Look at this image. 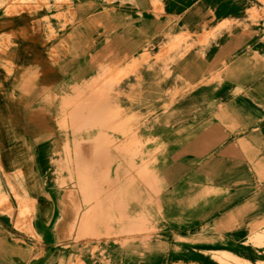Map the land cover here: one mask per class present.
Here are the masks:
<instances>
[{
    "label": "bare ground",
    "instance_id": "bare-ground-1",
    "mask_svg": "<svg viewBox=\"0 0 264 264\" xmlns=\"http://www.w3.org/2000/svg\"><path fill=\"white\" fill-rule=\"evenodd\" d=\"M78 4L55 1L44 5L46 12L52 11L56 16L31 21L29 32H23L18 41L20 45L0 47V63L4 58L15 65L4 70L10 72L13 91H18L17 97L8 96L9 83L0 79V172L8 189L4 191L15 199L16 208L28 190L47 188V196L52 199L55 186L64 183L59 173L68 172L76 177L90 206L77 239L86 240L91 250V264H96L95 253L103 242L120 249L132 241L137 249H142L140 258L148 257L156 262L165 252L170 255L166 258L175 259L182 255V235L178 230L174 231L176 241L171 249L161 250L165 245L159 240L163 219L157 169L179 166L183 133L186 128L191 136L195 131L196 99L207 88V97L202 101L211 104L213 88L208 86L221 77L220 72L208 73L203 69L218 63L216 54L228 56L237 49L232 44L234 28L208 30L196 48L195 19L191 13L182 14L178 2H139L143 4L138 6L144 18H134L133 30L129 33L123 24L119 28V18L110 24L107 15L86 23L82 22V16L65 17L73 6L82 10ZM13 18L24 20L18 15ZM77 21L82 27L78 38L68 31ZM192 22L194 29L187 25ZM219 35L227 40L211 41ZM42 50L47 51L51 60H47L48 66L40 58ZM231 60L232 57L228 61ZM40 67L46 70L41 72ZM242 67L246 70L244 74L222 77L220 91L215 92L219 95L218 102L205 111H213L220 102L225 105L228 101L236 102L237 98L247 103L252 101L248 95H232L227 85L232 81H247L249 75L251 80L260 77L251 72L253 66L247 61H242ZM228 71L229 67L223 72ZM224 87L228 88L222 91ZM23 91L28 92L21 94ZM31 134H35L32 145L29 144L32 139H28ZM37 138L49 140L50 148L49 169L41 185L37 177L41 165L32 164L33 175L29 169L32 160L36 162L35 156L39 157L40 148H35ZM69 143L73 145L70 158ZM66 159L70 160L66 163ZM50 166L56 168L57 175ZM24 173L29 178L28 186ZM120 175L125 176L128 186L137 190L138 208L145 211L152 206L160 219L158 223H150L142 214L137 226L130 228L128 220L113 218L107 213L103 207L104 196L111 195ZM140 185L150 193L142 190L145 200H142ZM0 195H4L2 191ZM11 221L15 228H21L17 212ZM93 221L101 225H93ZM253 222L257 223L258 219ZM40 223L41 217L36 215L28 224ZM46 223L59 230L64 225V213L51 206ZM129 231L133 232L131 236ZM66 233L69 235L70 229L67 232L60 229L57 236L65 238ZM261 238L262 235L255 241ZM108 248L101 251L102 261L106 260L103 254ZM240 262V258L225 250L196 249L198 264Z\"/></svg>",
    "mask_w": 264,
    "mask_h": 264
},
{
    "label": "rangeland",
    "instance_id": "rangeland-1",
    "mask_svg": "<svg viewBox=\"0 0 264 264\" xmlns=\"http://www.w3.org/2000/svg\"><path fill=\"white\" fill-rule=\"evenodd\" d=\"M55 1L62 2H75V4L81 5V9H75L71 7L65 17L82 16L84 17L82 22L86 23L97 16L107 15L109 23L114 24L115 20L119 18L120 27L122 24L126 29V33L133 30L131 25L134 23V18L143 19V12H141L138 5L139 2L160 4L164 1L168 3L178 2L181 13H191L195 19L196 27V48H199L203 35L207 34V31L212 28H223L224 26L233 27V42L236 44V50L230 53L228 56L224 54H216V62L211 64L210 67H205L204 71L208 73L220 72L218 77L208 88H213L212 95L210 97V103L208 101H202V98L207 97V88H203V94H199V98L196 99V122L202 120L203 111L208 110L211 106H215L216 103H212L216 100V91H220V84L222 82V77H238L240 74H244L246 70L242 69V61H247L249 66H253L251 72L256 75L260 74V77L255 80L249 78L247 81H241L240 84L243 86L231 88L230 93L234 96L248 95L252 98V101H248V116L250 132L258 133L261 128L264 127V0H0V47L6 48L8 45L12 46L14 44L20 45V40L23 37V32L28 33L32 25L33 20H43L44 16L49 15V17H54L56 15L51 14L44 10V5L53 3ZM164 14V13H163ZM15 15L20 16L24 20L13 18ZM165 15H169L165 11ZM14 19L15 21H12ZM102 20L105 21V18ZM10 22L12 23L10 25ZM194 29V22L187 23ZM80 21H77L72 28L68 29L70 35L79 36L81 32ZM112 32L111 28H107ZM71 36V37H72ZM78 38V37H77ZM60 38L58 42L61 40ZM138 39V38H137ZM135 39V40H137ZM134 40V41H135ZM222 40L224 43L227 38H222L220 35L211 39L212 42H218ZM19 41V42H18ZM57 51V49H56ZM10 55V54H9ZM196 55L198 56L199 53ZM227 57V58H226ZM232 57L231 61L230 58ZM40 58L44 60L48 66L50 59L46 50H42L40 53ZM51 61V60H50ZM65 62V61H64ZM64 62L61 63L63 66ZM208 66V65H207ZM261 66V69L258 68ZM5 67H15L12 60H4L1 58L0 63V79L6 80L9 83L7 87L6 94L8 96L17 97L18 91H13L12 87V77H10V72L4 70ZM229 67L228 72H223ZM257 67V68H256ZM46 69L40 67V71L44 72ZM222 71V72H221ZM76 73V72H75ZM74 73V74H75ZM33 75L31 74V77ZM239 83V82H237ZM228 87H224L222 91ZM39 91V90H37ZM28 91H23L21 94H27ZM34 91H32V94ZM60 101V100H57ZM229 109L226 114L228 119L239 118V110H236V104L233 101H228ZM225 106L224 102H220L218 105L219 109ZM188 130L187 128L185 131ZM184 131V132H185ZM249 132V134H250ZM26 134V133H25ZM34 135H29L28 139H32L29 143L30 145L34 142ZM258 136V135H256ZM256 138V137H255ZM28 139L26 143H28ZM258 140V138H256ZM37 146L35 148H40L39 157H36V162L32 160L29 164V169L33 175L32 164L37 163L41 165V169L37 173L40 185L42 184L43 178L47 175L49 169L48 162L50 155L49 140L39 139L36 140ZM69 150V158L72 157L73 145L69 143L67 147ZM56 159V158H55ZM54 159V160H55ZM53 160V161H54ZM69 161V159H68ZM53 163V162H52ZM57 163V162H56ZM28 167V166H27ZM7 168V167H6ZM9 168V167H8ZM26 168V166L24 167ZM53 173L57 175V170L54 166H50ZM60 178L65 179V174L59 173ZM26 178L28 186V177L23 174ZM31 175V176H32ZM59 176V175H58ZM4 176L0 172V191L3 192V196L0 195V264H56L58 260L59 264H91L89 261L91 255V250L87 246L80 250L77 256H72V254L77 253L74 248V253L69 249L66 251L64 246L65 238L57 236L56 230H50L49 224H47L48 212L51 210L53 204V198L47 196L46 189H35L28 190L24 195L20 206L16 208V202L13 197H10L8 190L4 183ZM61 180V181H62ZM259 184L262 180L258 181ZM30 184V183H29ZM64 183L57 184V189L55 190L56 206H61V209L65 210L64 206ZM48 203V204H47ZM263 203L258 200L256 204ZM261 208L254 207L253 212L250 213L248 219L249 229L247 231L248 239L242 242L243 248L248 249V255L242 253H236L240 259V263L237 264H264V212H261ZM17 216L21 219V228H15L14 221L12 218ZM255 213L259 215L255 216ZM41 217V223L38 225H29L34 216ZM254 223L253 220H257ZM158 223V222H157ZM63 228V227H62ZM61 228V229H62ZM173 228L168 227L164 230L166 235L171 239L173 233ZM238 230H234L236 233ZM185 232V231H181ZM52 233V234H50ZM239 237H243L245 232L239 230ZM185 233H182V239L185 240ZM262 235L261 241H255L259 236ZM111 247L106 252V259L108 261H95L96 264H124L119 261L113 262V252L118 250V246L109 244ZM188 251H184L187 253ZM100 255V254H99ZM97 260L101 259L102 256H97ZM74 259V260H72ZM78 259V260H77ZM84 259V260H83ZM161 264H174V261L169 259H163ZM167 260V261H166ZM57 262V263H58ZM233 263V262H230ZM179 264H186L184 262ZM191 264V263H190ZM198 264V263H196ZM229 264V263H227Z\"/></svg>",
    "mask_w": 264,
    "mask_h": 264
},
{
    "label": "crops",
    "instance_id": "crops-1",
    "mask_svg": "<svg viewBox=\"0 0 264 264\" xmlns=\"http://www.w3.org/2000/svg\"><path fill=\"white\" fill-rule=\"evenodd\" d=\"M237 82L232 81L227 85L230 89L243 86L241 82ZM218 99L219 95L216 94V100L212 103H216ZM235 101L239 118H226L229 105L222 109L217 107L213 111H204L202 120L196 122L193 135L189 134V130L183 133V154L179 166L157 169L162 221L157 219L152 206L145 211L141 207L138 208L137 190L127 185L125 176L120 175V180L114 183L111 195L104 196L103 207L107 213L113 218L128 220L130 228L137 226L142 214L148 217L150 223L160 221L162 232L159 240L165 245L161 250H170L174 245L175 230L180 233L185 231L182 233L186 234V239H182L180 243L182 255L172 259L166 258L169 254L162 252L156 262L148 257L143 259L140 258L142 249H137L135 244L129 241L123 248L113 252V262L161 264L165 257L174 261V264H196V249L199 247L225 250L240 259L244 258L236 253L248 255V249H239L238 245L248 239V219L253 208L259 207L261 212H264V204H256L258 200L264 202V127L258 133L250 132L248 104L239 98ZM67 161L68 159L66 163ZM71 165H74V162H71ZM260 180L261 184L258 183ZM64 185V212L61 206H56V198L54 202L56 192L52 196V206L64 213L62 229L66 232L70 229V234H65L64 246L67 252L70 249L72 253L75 248L77 253L72 254L75 257L87 246L84 237L77 239V236L90 206L85 200L84 192L79 189L76 177L65 172ZM139 187L140 194H143V191L148 192L142 185ZM144 195L142 200L146 199ZM60 220L63 221L62 218ZM93 225L100 226L101 223L93 221ZM168 227L174 229L171 239L164 233ZM50 230H56L57 233L59 231L51 224ZM234 230H242L245 235L239 237L236 234L238 231L235 233ZM129 232L131 236L133 232ZM210 240H214V243ZM106 247L111 246L103 242L99 252L95 253V258L100 256ZM185 250L188 252L184 253ZM103 255H106V252ZM101 260L96 258L94 261Z\"/></svg>",
    "mask_w": 264,
    "mask_h": 264
}]
</instances>
